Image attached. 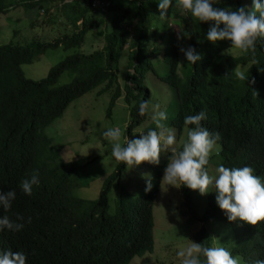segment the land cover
<instances>
[{"label":"trees","instance_id":"1","mask_svg":"<svg viewBox=\"0 0 264 264\" xmlns=\"http://www.w3.org/2000/svg\"><path fill=\"white\" fill-rule=\"evenodd\" d=\"M53 1L0 0V13L9 5L19 4L26 9L38 6L44 14L49 10L59 11L70 29L48 41L0 44V193H16L9 210L0 206V218L8 216L24 225L19 231L0 229V254L22 252L26 264H129L134 255L152 250L151 206L166 159L153 165L149 192L131 194L121 184L110 208L108 191L124 164H116L102 181L95 198L75 196L71 193L75 180L70 162L58 161L57 150L49 148L50 138L42 128L60 115L73 98L101 84L98 92L110 90L106 114L122 94L128 109L124 132L130 139L133 127L146 116L139 114V104L149 95L143 79L151 68L152 43L156 41H163L166 71L159 74L151 68V72L176 88L177 108L169 123L179 132L186 116L204 112L206 119L201 125L213 135H220L216 141L219 165L230 169L249 166L254 170L253 175L264 183V38L257 41L259 63L251 65L250 55L222 52L231 47L230 41L213 43L206 39L214 22L197 20L195 27L190 26L192 22L186 18L190 12L180 15L178 0H172L163 19L159 0H108L105 9L91 7V0H59L54 4ZM241 6L251 8L252 0H221L213 5L233 10ZM107 8L114 14L107 25L100 26L99 13ZM169 17L183 25L181 35L187 47H194L202 56L197 64H190L191 70L183 78L177 73L179 42L169 26ZM92 27L101 38L100 47L77 51L75 48ZM55 47L72 48V51L50 65L44 76L37 79L25 76L22 63L30 62L46 48ZM123 50L128 70L120 85L116 62ZM237 68L247 69L246 75L255 78V84L249 86L246 81L238 80L234 75ZM63 71L72 76L67 82L57 83ZM34 171L39 174V184L33 185L29 196L22 191L21 181L30 178ZM179 191L181 212L186 220L201 222L193 232L196 243L210 247L203 225L207 219L227 221L233 238L232 246L227 249L231 255L240 256L244 264L264 260V221L255 227L239 219L230 222L216 203L214 183L205 195L201 214L194 209L191 189L180 185ZM17 216L23 220H17Z\"/></svg>","mask_w":264,"mask_h":264},{"label":"rangeland","instance_id":"2","mask_svg":"<svg viewBox=\"0 0 264 264\" xmlns=\"http://www.w3.org/2000/svg\"><path fill=\"white\" fill-rule=\"evenodd\" d=\"M15 0H5L6 3ZM59 0H54L58 2ZM9 5V4H8ZM40 6H45L41 4ZM26 9L22 4L10 7L0 13V44L10 42L22 45L34 40L48 41L59 36L64 32H69V26L65 23V18L59 11L49 10L39 11ZM179 14L186 16L185 11L178 7ZM92 12H96L91 10ZM99 12V11H98ZM97 15V13H94ZM102 17L101 25H107L109 17L114 14L112 9H106L99 13ZM192 24L196 25L197 19L188 13ZM171 23L174 34L177 37L181 34V23L172 17L167 19ZM188 26V23H187ZM180 47L187 48L186 39L178 40ZM101 45V38L90 28L85 32L80 46L75 48L77 51L87 52ZM154 46L151 57V68L155 73H164L166 64L162 59V42L152 43ZM72 51V48L62 49L60 47L46 48L28 63H22L21 69L25 76L37 79L45 75L48 67L61 59L65 54ZM223 53H235L236 50L224 48ZM125 50L121 52L116 67L117 81L120 85L124 83L127 72L125 64ZM149 68L144 75V83L148 88L149 95L146 101L150 104H159L160 110L165 111L168 119L164 121L166 126L175 131L176 143L174 147L182 150L183 142L187 139V130L192 127L183 125L178 132L174 125L169 123L177 108L176 88L166 81L158 78ZM191 65L186 61L183 53H178L177 73L183 78L189 74ZM72 74L63 71L57 78V83L70 80ZM100 85L90 88L81 95L73 98L63 109L60 115L52 119L47 125L43 126L42 132L50 138L49 148L57 150L58 161L70 162L71 174H73L75 185L71 187V193L75 196L93 199L97 196L102 181L116 167L118 161L112 156V144L109 143L103 133L109 128H119L121 130V145L125 144V125L128 120V109L122 94L113 102L106 114L110 90L97 91ZM151 111L145 118L133 127L129 138H139L140 134L150 130L159 131L155 122L151 118ZM216 148L219 144L216 142ZM171 153L165 151L160 156V162L166 159V167ZM218 156L210 157L206 169L210 176L215 178L219 167ZM165 167V169H166ZM153 164L141 163L139 166L129 169L126 165L121 168L117 178L110 185L108 191L109 207L114 205V199L121 184H124L131 194H141L145 191L146 179L151 177L153 181ZM161 173L157 192L154 196L152 212V236L153 246L151 251H145L140 255H134L129 264H182V258L178 257L177 252L187 247L191 242H195L193 232L201 225L199 221L189 222L186 215L181 212V195L179 187L167 185L162 181L164 171ZM192 202L196 213L201 214L205 205V195L198 191L191 190ZM205 234L209 238L210 247L218 246L229 249L233 244L232 231L227 221L207 219L203 222ZM240 257L238 255L233 258ZM241 258V257H240ZM241 264H244L241 259Z\"/></svg>","mask_w":264,"mask_h":264},{"label":"clouds","instance_id":"3","mask_svg":"<svg viewBox=\"0 0 264 264\" xmlns=\"http://www.w3.org/2000/svg\"><path fill=\"white\" fill-rule=\"evenodd\" d=\"M221 0H178L179 7L185 12H190L200 22L212 21L206 39L209 42L230 41L231 48L240 55H250L251 65L259 63L256 58L257 41L264 38V2L252 0V7L241 6L234 10L229 7L216 8ZM172 0H159L158 8L163 19L168 14ZM223 25V27H220ZM183 36L178 34L177 39ZM187 62L197 64L202 59L194 47H180ZM245 70L235 69L234 75L240 81H246L249 86L255 84V78L249 79ZM229 71L225 72L228 75ZM254 94L258 92L254 90ZM151 111L152 120L156 124V130L140 134L139 138L127 139L126 146L121 145V130L109 128L103 133L109 143L112 144V156L116 161L123 163L129 169L139 166L141 163L158 165L160 156L165 151L171 153L169 162L164 171L162 181L167 185L187 188L198 191L201 195L209 192L210 186L215 185L216 203L227 214L230 222L239 219L244 223L255 227L264 221V183L259 177L253 175V169L249 166L243 168H226L219 166L218 178L209 175L206 166L210 157L219 156L216 141L220 139L219 133L212 134L201 125L206 119L204 112L189 115L184 118L185 125H194L187 130V139L183 142L182 150L174 147L176 143L175 131L166 126L164 121L168 119L165 111L160 110L159 104H150L143 101L139 104V114L144 116ZM38 172H33L30 178L21 181L22 191L31 196L33 185L39 184ZM152 188L151 177L146 179L145 192ZM15 191L0 193V206L5 211L12 206L15 200ZM17 220L23 217L17 216ZM31 222L30 218L29 221ZM22 223H16L8 216L0 218V229L19 231ZM182 258V264H241V258H233L230 251L224 247H205L200 243L191 242L187 247L177 252ZM200 257L205 259L202 261ZM0 264H26V256L22 252L6 251L0 254ZM253 264H264V260H255Z\"/></svg>","mask_w":264,"mask_h":264},{"label":"built area","instance_id":"4","mask_svg":"<svg viewBox=\"0 0 264 264\" xmlns=\"http://www.w3.org/2000/svg\"><path fill=\"white\" fill-rule=\"evenodd\" d=\"M90 5L93 8L105 9L108 5V0H91Z\"/></svg>","mask_w":264,"mask_h":264}]
</instances>
